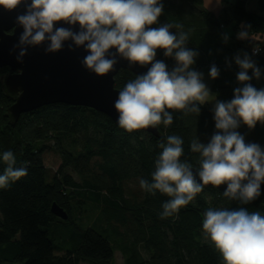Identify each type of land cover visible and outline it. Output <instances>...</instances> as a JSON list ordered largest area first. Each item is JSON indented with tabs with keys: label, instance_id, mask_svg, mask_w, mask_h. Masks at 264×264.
Listing matches in <instances>:
<instances>
[{
	"label": "trees",
	"instance_id": "obj_1",
	"mask_svg": "<svg viewBox=\"0 0 264 264\" xmlns=\"http://www.w3.org/2000/svg\"><path fill=\"white\" fill-rule=\"evenodd\" d=\"M202 1L162 0L158 21L183 26L189 35L187 47L198 52L195 70L209 71L213 63L219 68L211 85L217 100H230L233 89L243 83L264 88V51L253 52L256 45L264 47V12L248 9L247 0H222L215 14L199 9ZM242 25L249 32L245 39L237 37ZM163 51L157 49L156 59L174 67L176 61ZM244 53L261 68L259 79H236L240 69L233 57ZM7 71L0 67V77ZM135 76L120 69L114 86L120 89ZM12 102L0 80V152L12 150L16 167L28 169L26 176L0 189V263L115 264L117 249L124 264H223L214 244L202 234L203 212L208 207L245 208L264 215V184L261 195L246 204L204 186L193 201L168 217L160 213L169 197L140 187L141 178L151 181L154 161L162 151L159 144L168 135L183 138L180 159L199 167L191 140L197 136L206 143L219 131L207 103L199 105L198 115L170 109L173 123L157 125L160 134L155 136L139 129L126 131L102 112L61 102L22 113L12 123L7 114ZM237 131L245 142L264 148V123L258 121L253 128L241 123ZM5 167L0 162V172ZM131 182L137 183L135 191ZM52 202L66 211V219L51 212ZM56 234L60 244L54 242Z\"/></svg>",
	"mask_w": 264,
	"mask_h": 264
},
{
	"label": "clouds",
	"instance_id": "obj_2",
	"mask_svg": "<svg viewBox=\"0 0 264 264\" xmlns=\"http://www.w3.org/2000/svg\"><path fill=\"white\" fill-rule=\"evenodd\" d=\"M22 2L25 10L16 15L15 22L23 30L13 45L19 50L15 57L19 63H23L28 47L45 44V53H54L70 40L69 49L73 45L83 47L86 54L81 65L95 74L113 70L117 57L129 64L147 66L145 72L137 73L118 90L113 101L117 123L126 131L170 126V109L198 115L199 105L209 100L203 73L192 67L198 52L187 47L188 33L182 25L158 21L163 12L162 0H0V7L12 11ZM59 22L69 27L58 26ZM154 24L157 26L151 27ZM248 36L247 26L242 25L237 37ZM223 39L227 42L228 35L224 34ZM157 49H163L164 56L176 61L174 67L169 69L163 60L156 59ZM233 59L240 69L236 73L238 81L261 77V68L248 53L243 57L236 54ZM219 74L213 63L208 75L216 78ZM212 112L219 131L206 143L196 136L189 145L192 152L199 153L195 175L192 164L180 159L183 138L173 134L159 144L162 151L154 161L151 181H139L146 192L154 194L158 190L169 197L161 205V217L177 213L208 184H225L223 196L245 204L261 195L264 148L245 142L237 129L241 123L249 128L258 121L264 123V88L243 83L233 89L230 100H216ZM0 162L6 165L0 172V189L27 175L26 166L16 167L12 150L0 152ZM201 228L205 239L220 253L223 264H264V215L260 212L208 207L203 212Z\"/></svg>",
	"mask_w": 264,
	"mask_h": 264
},
{
	"label": "water",
	"instance_id": "obj_3",
	"mask_svg": "<svg viewBox=\"0 0 264 264\" xmlns=\"http://www.w3.org/2000/svg\"><path fill=\"white\" fill-rule=\"evenodd\" d=\"M255 1V9L264 12V0ZM24 10L23 2L12 11L0 7V67L9 68L0 80L3 91L13 97V102L7 108L12 123H15L22 113L43 105L61 102L95 109L118 124L113 101L119 89L114 86V76L120 69L135 74L143 73L147 66L129 64L127 60L117 57L118 62L113 70L106 74H95L81 65L80 61L86 54L83 47L73 45L72 49H69L70 40L65 42L61 50L54 53H45V44L28 47L23 63H19L15 59L19 50L13 49V45L18 42L23 29L16 24L15 17ZM58 26L69 27L63 22H59ZM139 130L155 136L160 134L157 126ZM196 168L193 166L194 175ZM196 179L199 180V177L196 176ZM214 187L223 192L226 185ZM50 210L57 217L67 218L66 211L56 202H52Z\"/></svg>",
	"mask_w": 264,
	"mask_h": 264
},
{
	"label": "rangeland",
	"instance_id": "obj_4",
	"mask_svg": "<svg viewBox=\"0 0 264 264\" xmlns=\"http://www.w3.org/2000/svg\"><path fill=\"white\" fill-rule=\"evenodd\" d=\"M227 1L232 2L234 0H227ZM246 4H247V8L250 9V10H253L254 7L256 8V1L255 0H247ZM221 5H222V0H203L202 3L198 7L201 10H205V11H208V12L210 11V12H213V13L216 14V13H218ZM225 31L228 32L229 30L225 28ZM201 72L203 73V81H204V83L206 84V86L210 90L209 100L206 101L205 103H207L209 105V107L211 109H213L215 101L217 100L216 94L211 88L213 78H211L208 75V71L207 70H203ZM129 186L131 187V189H133V191H135L134 189L137 187V183L136 182H131ZM54 242L56 244H60L62 242V240L59 238V235H57V234L55 235ZM55 252L58 253L57 251H55ZM114 262H115V264H124L122 254L117 249H115V251H114ZM0 264H12V263L3 262V263H0ZM13 264H23V263L22 262H17V263H13ZM81 264H88V263L82 262Z\"/></svg>",
	"mask_w": 264,
	"mask_h": 264
},
{
	"label": "built area",
	"instance_id": "obj_5",
	"mask_svg": "<svg viewBox=\"0 0 264 264\" xmlns=\"http://www.w3.org/2000/svg\"><path fill=\"white\" fill-rule=\"evenodd\" d=\"M264 51V47L263 46H260V45H256L254 48H253V52L254 53H261Z\"/></svg>",
	"mask_w": 264,
	"mask_h": 264
}]
</instances>
